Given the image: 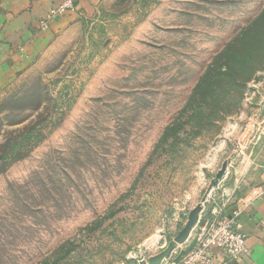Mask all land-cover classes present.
Listing matches in <instances>:
<instances>
[{
    "label": "rangeland",
    "instance_id": "obj_1",
    "mask_svg": "<svg viewBox=\"0 0 264 264\" xmlns=\"http://www.w3.org/2000/svg\"><path fill=\"white\" fill-rule=\"evenodd\" d=\"M96 5L1 60L0 264H178L264 176V0Z\"/></svg>",
    "mask_w": 264,
    "mask_h": 264
},
{
    "label": "crops",
    "instance_id": "obj_2",
    "mask_svg": "<svg viewBox=\"0 0 264 264\" xmlns=\"http://www.w3.org/2000/svg\"><path fill=\"white\" fill-rule=\"evenodd\" d=\"M63 1L19 0L10 19L0 27V63L6 52L20 53L15 50L20 44L24 45L21 52L23 56L44 51L52 37L70 28L76 21L88 17L98 3V0H74L73 10L55 15L48 21V27L41 29L40 19ZM236 205L239 210L237 228L246 235L247 245L246 254L236 264H264V176L251 180L240 192ZM214 252L219 258V249L214 248Z\"/></svg>",
    "mask_w": 264,
    "mask_h": 264
},
{
    "label": "built area",
    "instance_id": "obj_3",
    "mask_svg": "<svg viewBox=\"0 0 264 264\" xmlns=\"http://www.w3.org/2000/svg\"><path fill=\"white\" fill-rule=\"evenodd\" d=\"M74 0H64L61 4L52 7L48 13L40 19L39 27L46 29L48 21L55 15L74 9ZM214 248L219 249L218 254ZM247 252L246 235L225 225L214 227L203 235L197 246L189 251L178 264H236Z\"/></svg>",
    "mask_w": 264,
    "mask_h": 264
},
{
    "label": "water",
    "instance_id": "obj_4",
    "mask_svg": "<svg viewBox=\"0 0 264 264\" xmlns=\"http://www.w3.org/2000/svg\"><path fill=\"white\" fill-rule=\"evenodd\" d=\"M199 208H194L188 217V220L185 224V226L183 227V229L180 231V233L177 235V237L175 238V240L177 242L182 241L188 234L190 227L192 226V224L195 222L196 217H197V212H198ZM160 259V256H157L153 259V261H158Z\"/></svg>",
    "mask_w": 264,
    "mask_h": 264
},
{
    "label": "trees",
    "instance_id": "obj_5",
    "mask_svg": "<svg viewBox=\"0 0 264 264\" xmlns=\"http://www.w3.org/2000/svg\"><path fill=\"white\" fill-rule=\"evenodd\" d=\"M243 36V35H242ZM232 48H233V46H232ZM234 50L236 49V47L235 48H233ZM232 55H233V53H231ZM230 68H231V66H230V64L229 63H226V68L223 70V71H221V72H219V73H217L216 75H212V80H213V82H217V80H216V78H220V75L221 76H224V77H229V73H232L231 72V70H230ZM233 75V74H232ZM231 77V76H230ZM234 78V77H233ZM2 145H5V144H2ZM11 154V155H10ZM11 156H13V152L12 153H9L8 155L7 154H3L2 155V159H3V161L4 160H6V159H8V158H11V160H15V159H18V158H20V155H18V156H15V157H11Z\"/></svg>",
    "mask_w": 264,
    "mask_h": 264
}]
</instances>
